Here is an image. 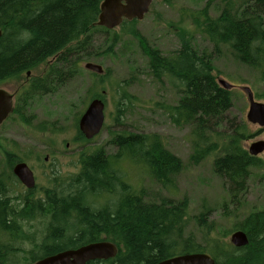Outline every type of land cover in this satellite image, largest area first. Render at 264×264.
Instances as JSON below:
<instances>
[{"label":"trees","instance_id":"obj_1","mask_svg":"<svg viewBox=\"0 0 264 264\" xmlns=\"http://www.w3.org/2000/svg\"><path fill=\"white\" fill-rule=\"evenodd\" d=\"M13 1L17 5L24 2L0 0V17L11 9L6 6ZM51 1L37 0L27 12L14 11L19 14L0 18V77L55 56L60 50L65 55L78 53V39L98 27L100 4L95 0H60L38 10ZM218 1L223 9L217 18L208 15L209 1L204 9L189 16L191 24L197 34L210 41L214 53L220 47L227 48L237 62L257 71L264 83V0H241L239 5L232 0ZM135 23L124 20L121 26L130 28ZM23 28L32 34L27 41L18 39ZM131 35L147 60L150 76L158 83L169 81L180 93L178 103L166 106L164 113L175 127L189 129L191 163L198 165L212 158L213 173L226 186L230 203H240L247 191L250 170L260 167L262 161L242 146L250 136L248 127L228 115L232 93L220 87L212 75L213 53L193 51L189 35L181 40L178 50L163 55L136 32L131 31ZM108 73L93 75L101 82L109 77ZM103 95V91H87L89 101H104ZM258 96L264 100V92ZM120 107L116 105V121ZM78 119H74L76 125ZM77 136V140L89 142L80 132ZM111 144L116 148L113 155H106L103 149L90 154L81 151L78 172L61 181L51 195L47 193L46 203L33 202L25 207L12 203L19 197L8 196L16 154L2 152L5 165L1 177L5 182L0 177V264H33L43 257L99 241L113 243L118 250L116 256L87 264H156L197 252L209 255L216 264H264V211L252 212L233 226V231L245 232L248 243L244 247L235 248L215 239L197 244L183 237L186 198L149 202L148 193L133 188L123 170V164L129 162L131 172L138 170L171 193L183 164L165 148L163 138L158 134L116 133L111 136ZM206 215L207 212L200 214V223H204ZM38 218L49 221L40 243L35 244L22 232L21 223ZM22 242L34 248L22 250Z\"/></svg>","mask_w":264,"mask_h":264},{"label":"rangeland","instance_id":"obj_2","mask_svg":"<svg viewBox=\"0 0 264 264\" xmlns=\"http://www.w3.org/2000/svg\"><path fill=\"white\" fill-rule=\"evenodd\" d=\"M35 1L24 0L19 5L13 1L6 6L11 9H6L0 18L4 20L8 16H17L19 12L14 11L27 12ZM57 1L60 0H52L48 5L38 7V10ZM102 1L95 0L98 4ZM209 1L208 15L212 19L217 18L223 9L218 0H156L144 18L135 20L136 23L130 28L120 25L107 30L98 26L78 39V53L65 55L60 50L56 54L60 59L58 68L63 72L70 71L69 77L61 84L54 82L56 85L51 93L33 96V105L31 102L28 104L29 110L24 112L26 116L21 121L9 119L0 126V177L5 165L2 152L15 153L33 166L35 191L43 190L51 195L61 181L78 172L81 151L90 154L103 149L106 155H113L116 148L111 144V136L116 133L158 134L163 138L165 148L183 164L174 190L165 192L138 170L131 172L132 165L126 162L123 170L128 183L135 189H144L149 202L159 203L161 198L173 201L186 198L188 208L184 238H191L200 245H205L210 239L229 244L235 224L252 212L264 211V152L258 156L262 165L250 170L243 199L240 203H230L226 186L213 173L212 158L198 165L191 163V148L187 141L189 129L175 127L164 113L166 106L178 103L180 93L169 81L158 83L150 76L147 60L138 41L131 35V31L136 32L163 55L178 50L181 40L189 38V35L193 51L213 53V77L217 82L222 80L234 86L230 90L232 106L228 115L247 124L250 136L242 142L247 150L252 143L264 141V131L246 122L248 101L242 88H250L255 100L264 104V100L258 96L264 92V83L257 71L237 62L227 48L220 47L214 53L210 41L197 34L189 16L204 9ZM232 1L239 5L241 0ZM31 36L30 31L23 28L19 31L18 39L27 41ZM79 60L80 69L75 67L76 71L72 73L74 62ZM88 62L100 65L109 72V77L100 82L93 73L82 67L83 63ZM33 75H38V72ZM88 90L99 94L103 91L105 121L100 134L85 142L77 140L78 123L76 125L74 119L81 117L90 102L87 99ZM117 104L121 107L116 121ZM46 156L48 158L44 160ZM2 182H5L3 178ZM8 188V196H24L14 177L8 181ZM204 212L207 215L202 219L204 223H200L198 218ZM48 221L47 218H38L22 222V232L31 237L33 243L39 244ZM19 245L24 251L34 248L29 242Z\"/></svg>","mask_w":264,"mask_h":264},{"label":"water","instance_id":"obj_3","mask_svg":"<svg viewBox=\"0 0 264 264\" xmlns=\"http://www.w3.org/2000/svg\"><path fill=\"white\" fill-rule=\"evenodd\" d=\"M153 1L156 0H103L100 3V13L96 25L110 30L120 26L124 20L140 21L148 13ZM1 36L2 30L0 29ZM84 68L97 75L104 73L103 68L94 63H85ZM217 83L220 87L228 91L234 87L222 80H219ZM242 91L246 94L248 101L246 122L251 125H256L261 131H264V104L255 100L250 88L243 87ZM104 108L105 106L101 99H92L79 118L78 130L87 141L94 139L102 131L105 121ZM11 109L10 97L4 91L0 90V124L11 112ZM247 151L251 156L258 157L264 152V141L252 143L247 148ZM12 173L26 188L32 189L35 187L34 177L26 164H16ZM229 242L233 247L241 248L247 245L248 239L245 232L237 230L230 235ZM117 251L113 243L99 241L43 257L33 264H87L91 261L112 259L116 256ZM156 264L216 263L209 255L197 252L177 255Z\"/></svg>","mask_w":264,"mask_h":264},{"label":"flooded vegetation","instance_id":"obj_4","mask_svg":"<svg viewBox=\"0 0 264 264\" xmlns=\"http://www.w3.org/2000/svg\"><path fill=\"white\" fill-rule=\"evenodd\" d=\"M59 63L60 59L58 56H47L42 60L29 63L21 69L19 68L11 70L8 74H4L0 77V90L4 91L10 97L12 106L11 112L7 115L0 126H2L9 119L13 121H21L26 116L24 112L29 110L28 104L31 102L33 105V96H41L51 93L50 91L52 87H54L56 84H61L67 77H69L70 71L63 72L59 70ZM74 63L75 64L72 66L74 68L71 71L72 73H75L76 68L78 70L80 69L81 62L79 64L76 62ZM84 65L85 63H83L82 67H84ZM37 72L38 75H33ZM54 82H56V84ZM14 156L15 163L12 165L11 172L16 164L24 163L32 172L35 181L33 166H31L30 163L25 162L24 159H21L17 155ZM47 158L48 156H46L44 160ZM14 178L18 183V187L24 194L22 198L19 197V200L16 201L17 205L25 207L28 204L33 205V202L47 201L48 192L43 190L35 191L37 188L36 183L34 188L28 189L15 176ZM7 190L9 192V188H7Z\"/></svg>","mask_w":264,"mask_h":264},{"label":"bare ground","instance_id":"obj_5","mask_svg":"<svg viewBox=\"0 0 264 264\" xmlns=\"http://www.w3.org/2000/svg\"><path fill=\"white\" fill-rule=\"evenodd\" d=\"M124 134V133H123ZM94 153V152H93ZM70 230V229H69Z\"/></svg>","mask_w":264,"mask_h":264}]
</instances>
